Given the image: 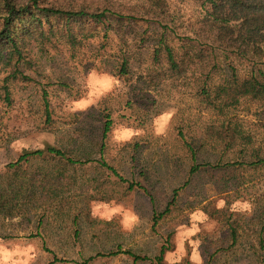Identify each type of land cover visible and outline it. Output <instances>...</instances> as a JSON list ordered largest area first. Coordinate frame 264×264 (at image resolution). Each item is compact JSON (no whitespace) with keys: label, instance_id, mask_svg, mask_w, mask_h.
Wrapping results in <instances>:
<instances>
[{"label":"rangeland","instance_id":"1","mask_svg":"<svg viewBox=\"0 0 264 264\" xmlns=\"http://www.w3.org/2000/svg\"><path fill=\"white\" fill-rule=\"evenodd\" d=\"M110 2L135 20L111 34L104 61L92 56L101 29L76 58L63 43L34 46L35 65L26 71L32 79L13 81L11 105L0 96L2 189L14 181L9 165L23 152L55 146L74 158H91L68 165L46 154L23 164L20 172L32 177L37 193L12 216L0 213V264H158L162 248L163 264H264V165H240L264 157V106L246 99L215 110L196 95L191 73L169 78L152 62L160 20L178 44L205 16V0H166L163 14L153 0ZM121 50L129 58L127 74L118 71ZM260 66L264 72V59ZM44 90L53 114L49 124ZM107 116L112 125L104 140ZM226 126L236 135L231 144ZM104 162L143 188L129 189ZM207 162L216 166L190 175L194 164ZM177 188L170 212L154 225L153 213L165 210ZM118 250L150 260L123 252L98 255Z\"/></svg>","mask_w":264,"mask_h":264},{"label":"trees","instance_id":"2","mask_svg":"<svg viewBox=\"0 0 264 264\" xmlns=\"http://www.w3.org/2000/svg\"><path fill=\"white\" fill-rule=\"evenodd\" d=\"M74 1L76 0H66V4H57L49 3L47 0H0V75H3V78L0 76V96L9 105L13 102L11 90L13 81L32 79L26 74V71L35 65L31 59L32 47L36 46L43 50L50 45L57 46L63 43L69 46L71 56L76 58L85 46V41L101 29L99 32L103 35L92 56L102 62L104 52L110 47L111 34L119 32V28L125 23L135 20L115 12L110 0H105L103 4L99 1L101 4L99 6H90L86 4V0L80 4ZM153 7L163 14L167 8L166 0H153ZM204 8L206 14L193 28L191 36H184L178 44H172L176 34L166 26L168 22L163 24L164 20H160L162 30L152 37L153 64L162 67L164 73H169V78H181L191 73L196 83V95L201 96L215 110L236 107L246 99L264 106V72L260 66L264 59V0H205ZM115 23L117 29H114ZM121 51L123 54L118 71L127 74L129 58L126 50ZM160 76L163 81L162 74ZM43 93L46 123L49 124L53 121V114L47 98L48 92L44 90ZM111 125L112 120L107 116L102 139L107 138ZM226 132L227 143L231 144L236 135L230 126H226ZM186 143L195 157L193 147ZM46 154L51 159L65 161L64 163L68 165L91 161V158H86L85 161L74 158L66 149L55 146L23 152L16 162L9 165L14 181L10 180L6 189L0 186V213L12 216L15 208L22 206L20 202L29 204L34 200L37 188L32 186V177L21 174L20 170L30 158H42ZM244 163L258 167L264 165V157L255 156L249 162L240 161V165ZM104 165L120 179L128 182L129 189L136 186L143 188L141 184L123 178L108 163L104 162ZM214 166L216 164L208 162L194 164L190 169V175L202 168ZM178 191L179 188L174 190L165 210L153 213L154 225L170 212L178 197ZM262 227L264 228V209ZM261 244L264 248V238H261ZM121 252L135 260H150L148 256L136 254L131 250L98 255H114ZM164 254L165 248H162L155 257L158 264H163ZM92 259L94 256L89 257L86 263ZM55 260L63 261L58 258ZM262 262L264 263V254Z\"/></svg>","mask_w":264,"mask_h":264}]
</instances>
